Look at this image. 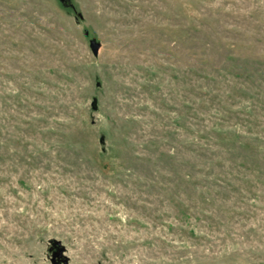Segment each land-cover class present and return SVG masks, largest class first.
Here are the masks:
<instances>
[{
  "label": "rangeland",
  "instance_id": "1",
  "mask_svg": "<svg viewBox=\"0 0 264 264\" xmlns=\"http://www.w3.org/2000/svg\"><path fill=\"white\" fill-rule=\"evenodd\" d=\"M70 2L0 0V264H264V0Z\"/></svg>",
  "mask_w": 264,
  "mask_h": 264
},
{
  "label": "water",
  "instance_id": "2",
  "mask_svg": "<svg viewBox=\"0 0 264 264\" xmlns=\"http://www.w3.org/2000/svg\"><path fill=\"white\" fill-rule=\"evenodd\" d=\"M61 1H63L64 4H65L66 6H71V2H70V0H61ZM99 46H100V43L97 42L95 39H91V40H90V47H91V49H92L94 55H96V54L98 53ZM92 106H93V108L96 107V101H95V100L93 101ZM61 251H62V250H60V251L56 254L57 257H60V256L62 255V254H61ZM56 256L52 257V261H53L55 264H59V262H55V257H56ZM63 263H64V264H67V258H64V259H63Z\"/></svg>",
  "mask_w": 264,
  "mask_h": 264
}]
</instances>
